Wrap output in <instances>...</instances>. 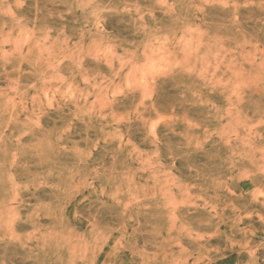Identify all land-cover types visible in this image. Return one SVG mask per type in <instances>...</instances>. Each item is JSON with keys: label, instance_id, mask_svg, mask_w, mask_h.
I'll return each instance as SVG.
<instances>
[{"label": "rangeland", "instance_id": "obj_1", "mask_svg": "<svg viewBox=\"0 0 264 264\" xmlns=\"http://www.w3.org/2000/svg\"><path fill=\"white\" fill-rule=\"evenodd\" d=\"M0 264H264V0H0Z\"/></svg>", "mask_w": 264, "mask_h": 264}]
</instances>
